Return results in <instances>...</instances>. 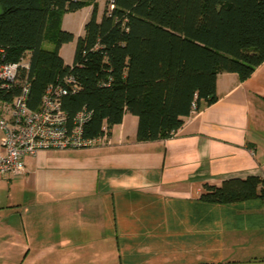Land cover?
<instances>
[{
  "label": "crops",
  "instance_id": "obj_1",
  "mask_svg": "<svg viewBox=\"0 0 264 264\" xmlns=\"http://www.w3.org/2000/svg\"><path fill=\"white\" fill-rule=\"evenodd\" d=\"M215 90L170 137L136 140L126 112L108 144L26 155L21 177L59 152L33 195L0 174V264H264V198L199 199L203 183L264 175V61L218 72Z\"/></svg>",
  "mask_w": 264,
  "mask_h": 264
},
{
  "label": "trees",
  "instance_id": "obj_2",
  "mask_svg": "<svg viewBox=\"0 0 264 264\" xmlns=\"http://www.w3.org/2000/svg\"><path fill=\"white\" fill-rule=\"evenodd\" d=\"M87 5L90 16L67 64L59 49L74 35L60 28L62 15ZM0 7L5 59L29 54L28 106L36 108L45 87L70 74L77 88L61 105L69 118L89 112V136L129 112L138 119L136 140L170 137L192 102L198 111L216 100L218 72L242 80L264 61V0H105L99 19L96 0H0ZM47 37L53 49L41 47ZM253 198H264V175L203 183L199 195L221 204Z\"/></svg>",
  "mask_w": 264,
  "mask_h": 264
},
{
  "label": "built area",
  "instance_id": "obj_3",
  "mask_svg": "<svg viewBox=\"0 0 264 264\" xmlns=\"http://www.w3.org/2000/svg\"><path fill=\"white\" fill-rule=\"evenodd\" d=\"M112 6V5H110ZM29 54L18 61L5 59L0 47V174L21 175L26 172L24 157L45 149L88 148L110 143L107 126L96 135H85L84 123L89 112L80 109L72 118L62 108V98L77 88L70 74L45 87L38 106L27 104L30 87ZM191 103V113H195Z\"/></svg>",
  "mask_w": 264,
  "mask_h": 264
},
{
  "label": "rangeland",
  "instance_id": "obj_4",
  "mask_svg": "<svg viewBox=\"0 0 264 264\" xmlns=\"http://www.w3.org/2000/svg\"><path fill=\"white\" fill-rule=\"evenodd\" d=\"M96 4H97V17L100 18L103 12L104 6H105V0H96ZM87 6H84L78 11L67 12L65 15L63 14L64 16L62 15V18L60 21V28L68 30L72 32L74 35L73 40L70 42L63 43L59 51L64 62H66L67 64H70L72 62V56H73L76 38L78 36L83 35L84 23L90 16L92 6L91 5L90 7H87ZM85 13L88 14V17L86 19L85 18L83 19L82 17H83V14ZM41 47L44 49H48V50L53 49L54 40L49 39L48 37L44 38L41 43ZM1 135L2 133L0 132V137ZM57 155H59L58 151H54V150L47 151V154L45 158L43 159V162H45L43 163V166H36L35 163L33 165L30 164V166H28V169H29L28 176L21 177L19 175H15L17 176V178H15L14 176L11 181L8 182L7 180V184H5V190L8 192V190L11 188L15 197L21 196L24 193H26L27 195H33L32 185L35 179L43 178V176L47 175L48 173L50 174L56 173L55 170L57 168L55 169L54 166L57 161H55L54 159ZM25 179L27 180L25 181Z\"/></svg>",
  "mask_w": 264,
  "mask_h": 264
},
{
  "label": "water",
  "instance_id": "obj_5",
  "mask_svg": "<svg viewBox=\"0 0 264 264\" xmlns=\"http://www.w3.org/2000/svg\"><path fill=\"white\" fill-rule=\"evenodd\" d=\"M0 12H1V7H0Z\"/></svg>",
  "mask_w": 264,
  "mask_h": 264
}]
</instances>
